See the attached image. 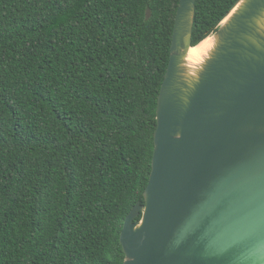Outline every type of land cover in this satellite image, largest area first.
Masks as SVG:
<instances>
[{
    "label": "trees",
    "instance_id": "obj_1",
    "mask_svg": "<svg viewBox=\"0 0 264 264\" xmlns=\"http://www.w3.org/2000/svg\"><path fill=\"white\" fill-rule=\"evenodd\" d=\"M179 1L0 0V264L124 262ZM236 2L196 0L193 46Z\"/></svg>",
    "mask_w": 264,
    "mask_h": 264
},
{
    "label": "water",
    "instance_id": "obj_2",
    "mask_svg": "<svg viewBox=\"0 0 264 264\" xmlns=\"http://www.w3.org/2000/svg\"><path fill=\"white\" fill-rule=\"evenodd\" d=\"M195 12L196 0L179 1L122 264H264V0H237L191 74Z\"/></svg>",
    "mask_w": 264,
    "mask_h": 264
},
{
    "label": "bare ground",
    "instance_id": "obj_3",
    "mask_svg": "<svg viewBox=\"0 0 264 264\" xmlns=\"http://www.w3.org/2000/svg\"><path fill=\"white\" fill-rule=\"evenodd\" d=\"M215 44L216 38L211 35L200 42V44L190 49L186 58V66L191 74L195 73L209 57L211 51L215 47Z\"/></svg>",
    "mask_w": 264,
    "mask_h": 264
}]
</instances>
